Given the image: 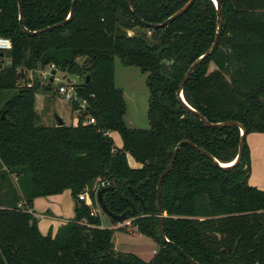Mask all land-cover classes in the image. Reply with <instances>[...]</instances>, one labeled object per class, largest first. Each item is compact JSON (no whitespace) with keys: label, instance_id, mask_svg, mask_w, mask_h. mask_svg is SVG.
<instances>
[{"label":"trees","instance_id":"16d2710c","mask_svg":"<svg viewBox=\"0 0 264 264\" xmlns=\"http://www.w3.org/2000/svg\"><path fill=\"white\" fill-rule=\"evenodd\" d=\"M71 1L21 0L25 28L64 21ZM130 1L135 12L126 0H76L63 25L28 34L18 24L17 1L0 0V36L12 44L4 55L8 65L0 69V264H191L173 244L199 264H264V189L248 183L246 138L240 162L228 169L192 145L180 146L161 183L167 241L161 238L156 186L175 146L189 140L229 163L238 151L240 129L205 126L176 95L191 63L214 40V2L194 0L180 16L155 28L136 15L161 23L188 0ZM220 4L218 44L196 65L182 95L210 122L242 123L246 137L264 132V0ZM116 57L147 73V128L125 123L126 102L115 85ZM49 65L79 78L77 91L87 104L75 125L37 124L40 85L27 86L28 79L19 83L27 71ZM71 107L74 111L77 103ZM89 116L94 123H83ZM113 131L120 136L119 147L109 135ZM128 156L139 166H131ZM25 174V193L19 195L12 183L21 185ZM97 178L109 180V186L101 188L100 197L101 189L90 194V205L79 200ZM65 189L74 202L73 218L54 236L42 234L33 199ZM95 208L107 212L113 224L130 219L138 233L156 242L153 256L144 260L116 250L113 234L127 227H105Z\"/></svg>","mask_w":264,"mask_h":264},{"label":"rangeland","instance_id":"374dc122","mask_svg":"<svg viewBox=\"0 0 264 264\" xmlns=\"http://www.w3.org/2000/svg\"><path fill=\"white\" fill-rule=\"evenodd\" d=\"M6 57H3L2 62L7 61ZM81 61V59H79ZM213 65H211V68ZM48 66L38 68L33 71H27L24 79L19 81L20 84L24 83L25 79L34 82H38L40 87L35 92V111L39 115V121L37 124L53 125L57 123L56 117H60L66 125L75 124V113L72 111L71 103L65 100L57 93V86L59 81L67 80L71 77L68 73L56 69L55 77L52 81L44 80L39 76V71L47 70ZM38 70V71H37ZM115 72H116V86H121L124 89V99L126 102V112L124 115L125 123L129 127L134 128H147L149 126L147 120V100H148V88L146 86L147 73L142 74L135 66H125L121 63L119 58H115ZM50 83V89L45 87ZM19 84V85H20ZM14 93V90L9 91L5 97ZM2 98V99H3ZM114 144L120 145L121 139L117 132L112 134ZM259 147L258 159L260 163L256 164L255 171L248 177V183H255L254 186L264 187V140L260 143L257 142ZM133 158H129V161L133 163ZM257 179V180H256ZM28 181V176L25 174L21 177V183L15 184L12 180V184L15 187L17 194L25 193V183ZM21 187V188H20ZM98 214L101 217L102 224L105 227H112L114 229L125 226L124 222L113 224L109 216L99 209ZM127 232L122 230H115L113 234V241L117 250L121 252H131L144 260H148L153 256V249L157 247V244L151 238L137 232L136 228L131 224L126 225ZM136 232L131 234L129 232ZM155 252V250H154Z\"/></svg>","mask_w":264,"mask_h":264},{"label":"water","instance_id":"95a60500","mask_svg":"<svg viewBox=\"0 0 264 264\" xmlns=\"http://www.w3.org/2000/svg\"><path fill=\"white\" fill-rule=\"evenodd\" d=\"M17 1V5H18V24L21 27L22 31H24L25 33L28 34H34L37 32H44L50 29H53L55 27L61 26L63 25L67 20H69V18L71 17L72 13H73V9H74V4L76 2V0H72L71 1V6H70V11H69V15L68 17L59 23H55L53 25H49L47 27H44L40 30H35V31H29L25 28L24 24H23V17H24V12H23V6H22V2L21 0H16ZM131 8L132 11L135 12V8L132 5L130 0H126ZM194 0H188L182 7H180L178 10H176L174 13H172L170 16H168L166 19H164L161 23H156V24H152V23H148L146 21H144L143 19H141L138 15H136L137 19L140 21V23H142L144 26H150V27H161L166 25L167 23L171 22L172 20H174L175 18H177L178 16H180L183 12H185L190 5L193 3ZM215 4V8L217 10V17H216V32H215V37L213 42L211 43L210 47L201 55L199 56L196 60H194L191 65L189 66V68L187 69V71L184 74V77L182 78V80L180 81L179 85H178V89L176 91V95H177V99L179 101V103L181 104V106L188 112L192 113L193 115L197 116L200 121L208 127H227V126H237L240 129V139H239V143H238V151L236 154V157L233 161H231L232 163L228 164V165H224L223 162H220L219 160H217L215 157H213L208 151L198 147L197 145L193 144L191 141L189 140H182L180 141L176 146L175 149L173 151V155L171 160L169 161V163L166 165L165 169L161 172L160 176H159V181L157 183L156 189H157V202H156V206H157V217L159 220V232H160V236L164 241H167V238L164 235V230H163V225H162V212H161V205H160V195H161V183H162V179L163 177L169 172V170L171 169L173 162L175 160V157L177 155V152L180 148V146L182 144H189L192 145L198 152H200L201 154H203L204 156L208 157L209 159H211L213 161V163L217 166H219L222 169H228L231 168L233 165H236L240 162L241 158H242V154H243V148H244V139H245V132L246 129L243 126L242 123L235 121V120H227V121H221V122H210L208 121L204 115H202L200 112H198L196 109L192 108L184 99L183 95H182V87L184 85V83L188 80L189 76L191 75L192 71L194 70V68L196 67V65L206 56L210 55L212 53V51L215 49L216 45L218 44L219 41V36L221 33V29H222V25H223V12L221 9V4H220V0H212ZM128 34L131 35L133 34V31L128 30ZM55 73V69H52V74ZM53 79L51 78L50 81H52ZM89 81V75L87 74L85 77V82ZM57 119V125H61L63 124V120L60 117H56ZM104 189H101L98 193V196L100 197L101 193L103 192ZM103 211H106L104 206H101ZM107 213V212H106ZM173 246L182 254L184 255V257L191 263V264H199L197 261H195L193 258H191L190 256H188L187 254H185L183 252V250L177 246H175L173 244Z\"/></svg>","mask_w":264,"mask_h":264},{"label":"crops","instance_id":"0c3cea01","mask_svg":"<svg viewBox=\"0 0 264 264\" xmlns=\"http://www.w3.org/2000/svg\"><path fill=\"white\" fill-rule=\"evenodd\" d=\"M212 68H214V65ZM115 84H116V72H115ZM117 87L121 88L124 93L123 87L121 86H117ZM113 133L114 131L109 132V135H111L112 137ZM245 138H246V142L248 144L249 151H250V162H251L250 175H252V173L255 171L256 164L260 163L262 160V158L261 160L258 159V151H259L260 146H258L257 142L260 143L262 140H264V132H252V133L247 134ZM115 145L119 147L121 143L120 145H117V144ZM130 157L131 156H128L129 164L133 167L139 166V164L135 162L133 159H132L133 163H131L129 161ZM249 184L255 185V183L253 182ZM258 188L264 189V187L262 186ZM73 207H74V202L71 197L70 190L65 189L59 194L39 196V197L34 198L31 210L33 211L34 215L38 219L37 225H38L39 231L42 234H47L49 232L52 236H54L62 224H65L66 222H68L69 220L73 218L74 216ZM129 233L135 234L136 232L134 231V232H129ZM114 246H115V243H114ZM115 249L117 250L116 247ZM155 249H153V254H154Z\"/></svg>","mask_w":264,"mask_h":264},{"label":"built area","instance_id":"2783aa9c","mask_svg":"<svg viewBox=\"0 0 264 264\" xmlns=\"http://www.w3.org/2000/svg\"><path fill=\"white\" fill-rule=\"evenodd\" d=\"M150 32L148 31V34ZM11 40L7 37L0 36V58L3 59L5 53L11 48ZM8 65V60L5 62L0 63V69L3 66ZM52 69H55L53 65H49L47 70H41L39 71V76L44 79V80H50L52 79H58L54 75L55 73L52 74ZM32 71V70H31ZM38 71V70H37ZM56 72V69H55ZM79 83V78L77 76H72L67 79V80H61L59 81V84L57 86V93L62 96L65 100H67L70 103L76 102L77 103V108L74 109L75 113V124L78 123V117L82 111L85 110L87 101L85 98H82L79 96L78 91H77V85ZM27 86L32 85V81L29 80L26 83ZM83 123H94V118L89 116L87 117ZM110 184L109 180L105 178H97L92 186L84 190L83 192L78 194V199L83 200L86 204H91V199H90V194H96L101 188L108 187ZM99 208L93 209V212H98ZM122 224L124 225H129L130 224V219L123 220Z\"/></svg>","mask_w":264,"mask_h":264},{"label":"bare ground","instance_id":"6f19581e","mask_svg":"<svg viewBox=\"0 0 264 264\" xmlns=\"http://www.w3.org/2000/svg\"><path fill=\"white\" fill-rule=\"evenodd\" d=\"M230 163H232V162H229V163H223L224 165H228V164H230Z\"/></svg>","mask_w":264,"mask_h":264}]
</instances>
